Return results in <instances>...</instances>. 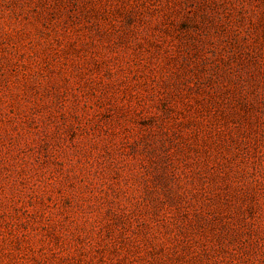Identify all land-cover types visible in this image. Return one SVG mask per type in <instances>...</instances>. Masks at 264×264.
I'll return each mask as SVG.
<instances>
[{
  "label": "rangeland",
  "instance_id": "374dc122",
  "mask_svg": "<svg viewBox=\"0 0 264 264\" xmlns=\"http://www.w3.org/2000/svg\"><path fill=\"white\" fill-rule=\"evenodd\" d=\"M0 264H264V0H0Z\"/></svg>",
  "mask_w": 264,
  "mask_h": 264
}]
</instances>
